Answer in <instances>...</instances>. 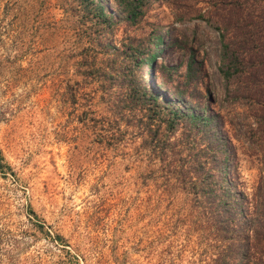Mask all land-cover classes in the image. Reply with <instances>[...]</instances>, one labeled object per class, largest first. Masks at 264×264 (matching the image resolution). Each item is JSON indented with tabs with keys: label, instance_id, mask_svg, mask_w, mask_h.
<instances>
[{
	"label": "rangeland",
	"instance_id": "obj_1",
	"mask_svg": "<svg viewBox=\"0 0 264 264\" xmlns=\"http://www.w3.org/2000/svg\"><path fill=\"white\" fill-rule=\"evenodd\" d=\"M97 2L114 26L89 18ZM175 11L144 0L131 21L117 0H0V264H209L176 155L159 159L121 109L123 47L153 29L150 79L191 91L221 123L217 23ZM238 156L250 191L256 155L241 145Z\"/></svg>",
	"mask_w": 264,
	"mask_h": 264
},
{
	"label": "trees",
	"instance_id": "obj_2",
	"mask_svg": "<svg viewBox=\"0 0 264 264\" xmlns=\"http://www.w3.org/2000/svg\"><path fill=\"white\" fill-rule=\"evenodd\" d=\"M164 1L177 10L176 18L196 12L208 20L206 13H210V20L217 23L224 80L221 123L217 114L206 113V104H193L187 94L191 91L162 88L150 79L146 65L153 55H147V49L162 41L153 29L127 37L123 53L133 65L120 89L121 109L128 106L127 122H137L141 133L155 138L159 159L167 152L176 155L175 172L179 182L184 181L181 189L193 199L200 237L209 248V264H264V0ZM117 2L131 21L143 14L144 0ZM200 2L206 7H199ZM96 6L89 18L114 26L119 17L112 18L98 2ZM184 125L188 133L172 138ZM233 139L258 161L250 191L239 169L241 145Z\"/></svg>",
	"mask_w": 264,
	"mask_h": 264
}]
</instances>
